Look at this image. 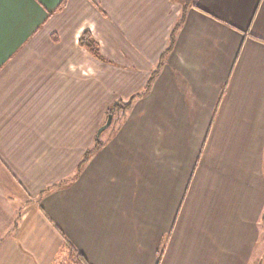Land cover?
Here are the masks:
<instances>
[{
    "label": "crops",
    "instance_id": "1",
    "mask_svg": "<svg viewBox=\"0 0 264 264\" xmlns=\"http://www.w3.org/2000/svg\"><path fill=\"white\" fill-rule=\"evenodd\" d=\"M65 243L86 264H264V0L4 5L0 264Z\"/></svg>",
    "mask_w": 264,
    "mask_h": 264
},
{
    "label": "trees",
    "instance_id": "2",
    "mask_svg": "<svg viewBox=\"0 0 264 264\" xmlns=\"http://www.w3.org/2000/svg\"><path fill=\"white\" fill-rule=\"evenodd\" d=\"M172 36H173V32L170 35V44L172 42ZM79 44L80 46L84 47L85 49H87L92 55L94 56H98V50L96 45H94L91 41H90V37L88 34H83L79 40ZM153 77V74L151 75V78ZM150 78V80H151ZM150 80L148 81V83L146 84V87L144 89V93L148 90V87L150 85ZM143 94V93H142ZM136 96L132 97L131 99H129L127 102H122V101H116L112 104V106L107 110L106 112V120L107 117L109 115L113 116L115 114H118L119 116H123L124 113H126L131 106V102L133 101V99ZM101 128V127H100ZM109 128V127H108ZM106 128V129H108ZM105 129V130H106ZM102 130L101 132L105 131ZM101 132H99V134L97 136H99L101 134ZM101 146V142L99 140L96 141V144L93 148V150L88 151L85 153L84 155V160L87 158V156L89 154H91L92 152H94L95 150H97L99 147ZM63 252L65 254V257L67 259V261L70 264H86L85 260L83 259V257L71 246V244L69 243H65V245L63 246Z\"/></svg>",
    "mask_w": 264,
    "mask_h": 264
},
{
    "label": "snow or ice",
    "instance_id": "3",
    "mask_svg": "<svg viewBox=\"0 0 264 264\" xmlns=\"http://www.w3.org/2000/svg\"><path fill=\"white\" fill-rule=\"evenodd\" d=\"M26 0H0V11H2L6 3H11L14 6H23Z\"/></svg>",
    "mask_w": 264,
    "mask_h": 264
},
{
    "label": "rangeland",
    "instance_id": "4",
    "mask_svg": "<svg viewBox=\"0 0 264 264\" xmlns=\"http://www.w3.org/2000/svg\"><path fill=\"white\" fill-rule=\"evenodd\" d=\"M119 120H120L119 117L113 116L111 123L113 124L114 127L119 122ZM111 127H112V125H111ZM55 264H70V263L67 261L66 257H60V258H58V260L56 261Z\"/></svg>",
    "mask_w": 264,
    "mask_h": 264
},
{
    "label": "water",
    "instance_id": "5",
    "mask_svg": "<svg viewBox=\"0 0 264 264\" xmlns=\"http://www.w3.org/2000/svg\"><path fill=\"white\" fill-rule=\"evenodd\" d=\"M111 120H112V116L109 115V116L107 117V120H106L105 124H104L101 128H99V130H98V132H97V135L99 134V132H101L102 130H105L106 128H108V127L110 126V124H111Z\"/></svg>",
    "mask_w": 264,
    "mask_h": 264
}]
</instances>
